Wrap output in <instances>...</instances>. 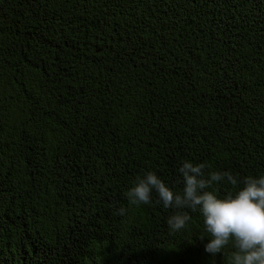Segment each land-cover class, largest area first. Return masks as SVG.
<instances>
[{"label":"trees","instance_id":"obj_1","mask_svg":"<svg viewBox=\"0 0 264 264\" xmlns=\"http://www.w3.org/2000/svg\"><path fill=\"white\" fill-rule=\"evenodd\" d=\"M185 160L264 174V0H0V264H228L129 203Z\"/></svg>","mask_w":264,"mask_h":264},{"label":"clouds","instance_id":"obj_2","mask_svg":"<svg viewBox=\"0 0 264 264\" xmlns=\"http://www.w3.org/2000/svg\"><path fill=\"white\" fill-rule=\"evenodd\" d=\"M207 167L185 160L179 168V189L146 171L127 191L129 203L149 204L155 194L164 208L179 210L167 221L173 231L185 228L191 219L184 209L198 211L209 236L206 252L215 256L230 248L228 264H264V174L240 179L228 171L210 170L206 175ZM221 181L230 186L224 194L217 187Z\"/></svg>","mask_w":264,"mask_h":264}]
</instances>
